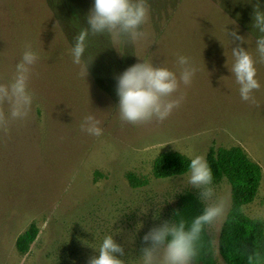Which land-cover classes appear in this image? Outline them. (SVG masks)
I'll list each match as a JSON object with an SVG mask.
<instances>
[{"label": "rangeland", "instance_id": "obj_1", "mask_svg": "<svg viewBox=\"0 0 264 264\" xmlns=\"http://www.w3.org/2000/svg\"><path fill=\"white\" fill-rule=\"evenodd\" d=\"M256 2L173 0L164 13L158 10L157 27L151 20L143 25L146 38L135 45L97 36L85 77L73 63L59 13L46 0H0V83L11 80L26 42L39 54L30 115L0 132V264H88L109 235L124 246L125 264H139L143 236L165 221L178 192L192 189L182 180L187 173L153 177V160L163 151L191 158L205 156L211 145L239 146L261 168L257 194L242 207L248 217L264 209V63L256 65V107L240 98L229 70L236 44L226 34L236 29L248 41L242 46L256 55ZM259 3L264 11V0ZM179 55L197 68L191 85L181 87V106L163 122L122 123L116 77L123 63L131 62L125 70L143 60L176 70ZM88 115L101 122V136L81 131ZM127 172L148 183L131 188ZM216 188L230 197L226 181ZM31 222L38 235L21 254L15 240ZM220 227L210 233L217 262L225 264L216 248Z\"/></svg>", "mask_w": 264, "mask_h": 264}, {"label": "clouds", "instance_id": "obj_2", "mask_svg": "<svg viewBox=\"0 0 264 264\" xmlns=\"http://www.w3.org/2000/svg\"><path fill=\"white\" fill-rule=\"evenodd\" d=\"M148 0H94L87 16V28H82L75 36L71 49L73 63L82 68L81 75L87 76V65L93 57L85 58L90 36L107 35L114 40H123L135 45L146 38L143 25L149 21ZM253 28L258 33L255 38L254 56L242 45L248 43L236 29L227 30L233 62L229 68L235 83L239 86L242 101L260 107L254 93L261 89L257 78L258 63H264V11L259 0L253 5ZM222 43V42H221ZM39 62V54L30 42L15 65L14 74L8 83H0V132L7 133L16 121L26 120L31 112L34 93L30 90L33 70ZM176 70L157 66L152 62H137L129 66L117 79L116 93L119 97L118 112L122 123L145 125L165 121L185 100L181 87L190 86L197 68L190 58L179 55ZM7 105V111H5ZM101 122L88 115L81 123V131L94 137L103 134ZM182 180L195 189L203 204L202 212L190 222L183 218L164 221L152 227L144 236L146 246L141 249L139 264H194L199 255V243L205 230L222 225L232 207L230 197L220 194L213 183V172L204 155L190 158L188 172ZM146 212V211H145ZM240 212L249 215L248 209ZM156 218V217H154ZM251 219L264 220V209H254ZM88 264H125V248L112 235L106 236ZM258 254L248 256L249 264H259Z\"/></svg>", "mask_w": 264, "mask_h": 264}, {"label": "trees", "instance_id": "obj_3", "mask_svg": "<svg viewBox=\"0 0 264 264\" xmlns=\"http://www.w3.org/2000/svg\"><path fill=\"white\" fill-rule=\"evenodd\" d=\"M48 7L59 13V23L65 28L64 33L68 41L75 43V36L82 28H87V16L94 4V0H46ZM173 0H148L150 19L153 27L158 26L163 13L168 10ZM158 10H164L158 13ZM121 42L125 43L123 40ZM87 54L92 55V46H99L98 37L90 36L87 42ZM113 47L107 49V58L113 57ZM104 58L105 55H102ZM121 59L123 56H118ZM86 58V56H85ZM131 62L123 63V67ZM213 172L214 185L226 181L230 188L232 207L220 227L217 237V252L225 264H249L248 256L258 254L259 264L264 262V222L253 220L240 212V208L253 201L261 180L260 166L249 159L239 146L229 148L209 146L205 155ZM190 158L177 151L160 152L153 160L152 174L156 179H167L181 176L188 172ZM131 188H140L148 182L134 172L125 175ZM203 210V204L194 189L186 188L175 195V200L169 206L165 221L183 218L190 222ZM38 235V228L34 222L17 236L15 247L21 254H25ZM194 264H218L215 256L213 236L205 230L199 243V255Z\"/></svg>", "mask_w": 264, "mask_h": 264}]
</instances>
